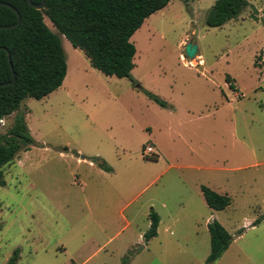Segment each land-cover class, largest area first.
Wrapping results in <instances>:
<instances>
[{"label":"rangeland","instance_id":"obj_1","mask_svg":"<svg viewBox=\"0 0 264 264\" xmlns=\"http://www.w3.org/2000/svg\"><path fill=\"white\" fill-rule=\"evenodd\" d=\"M215 1L169 0L146 18L132 81L61 36L62 84L0 121L4 134L23 114L33 139L2 167L0 264L15 250L14 264H204L214 220L231 242L211 264H264V0L209 27ZM201 186L229 205L210 208Z\"/></svg>","mask_w":264,"mask_h":264},{"label":"trees","instance_id":"obj_2","mask_svg":"<svg viewBox=\"0 0 264 264\" xmlns=\"http://www.w3.org/2000/svg\"><path fill=\"white\" fill-rule=\"evenodd\" d=\"M31 1L35 4L41 2ZM0 2L10 4L20 15L16 27L0 29V84L12 80L7 53L15 77L12 84L0 87L2 120L16 112L24 99L39 100L62 84L67 65L61 36L73 48L82 51L91 67L103 75L132 81L135 47L130 38L146 18L164 8L169 0H46L42 10L31 7L27 0ZM247 6V0H216L206 15V25L220 27L236 18ZM44 16L57 33L44 23ZM16 20L13 10L0 5V25H11ZM225 81L228 88L236 90L228 76ZM148 96L160 106H165L153 94L148 93ZM32 143L24 115L16 114L10 128L0 134V186L5 184L2 167L9 164L21 148ZM151 159L156 160L155 157ZM98 165L110 170L104 162ZM201 192L206 204L214 210H223L230 203L226 194L217 193L206 186H201ZM262 218L254 224H258ZM149 221V228L143 234L146 241L157 235L158 215L150 211ZM208 232L210 252L204 264L217 260L231 242L229 233L215 220L208 224ZM17 254L15 250L7 264H14Z\"/></svg>","mask_w":264,"mask_h":264},{"label":"water","instance_id":"obj_3","mask_svg":"<svg viewBox=\"0 0 264 264\" xmlns=\"http://www.w3.org/2000/svg\"><path fill=\"white\" fill-rule=\"evenodd\" d=\"M45 1H46V0H41L40 3L35 4V3H33L31 0H27L28 4H29L31 7L35 8V9H37V10H42V9L44 8V6H45ZM0 5H1V6H5V7L10 8L11 10H13V11L16 13V16H17V20H16L15 23H13V24H11V25H0V29H10V28H14V27H16V26L19 24V22H20V15H19V13L17 12V10H16L13 6H11L10 4L5 3V2H0ZM184 50H185V54H186V56H187L189 59L194 58V57L196 56V54H197V46H196L195 44H192V43H188V44L185 46V49H184ZM7 57H8L9 66H10V69H11V72H12V80H11L9 83H2V84H0V87H1V86H5V85H7V84H12V83L14 82V79H15L14 74H13V70H12V65H11V62H10L9 53H7Z\"/></svg>","mask_w":264,"mask_h":264},{"label":"built area","instance_id":"obj_4","mask_svg":"<svg viewBox=\"0 0 264 264\" xmlns=\"http://www.w3.org/2000/svg\"><path fill=\"white\" fill-rule=\"evenodd\" d=\"M1 121V120H0ZM146 151L148 152V153H152L153 152V149H152V147H146Z\"/></svg>","mask_w":264,"mask_h":264},{"label":"crops","instance_id":"obj_5","mask_svg":"<svg viewBox=\"0 0 264 264\" xmlns=\"http://www.w3.org/2000/svg\"><path fill=\"white\" fill-rule=\"evenodd\" d=\"M200 63H202V62H200ZM227 85V84H226ZM228 86V85H227ZM236 91V90H235ZM235 91H233L234 93H236ZM160 220V219H159ZM158 225H159V223H158Z\"/></svg>","mask_w":264,"mask_h":264},{"label":"bare ground","instance_id":"obj_6","mask_svg":"<svg viewBox=\"0 0 264 264\" xmlns=\"http://www.w3.org/2000/svg\"><path fill=\"white\" fill-rule=\"evenodd\" d=\"M193 61V60H192ZM195 62V61H194ZM192 63V62H191Z\"/></svg>","mask_w":264,"mask_h":264}]
</instances>
